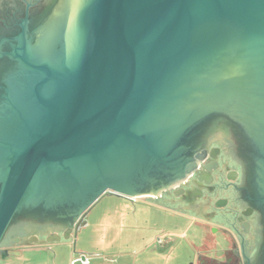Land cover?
Returning a JSON list of instances; mask_svg holds the SVG:
<instances>
[{"label": "water", "instance_id": "water-1", "mask_svg": "<svg viewBox=\"0 0 264 264\" xmlns=\"http://www.w3.org/2000/svg\"><path fill=\"white\" fill-rule=\"evenodd\" d=\"M26 29L0 39V244L22 214L76 223L185 181L218 116L246 133L264 217V0H58Z\"/></svg>", "mask_w": 264, "mask_h": 264}, {"label": "flooded vegetation", "instance_id": "flooded-vegetation-1", "mask_svg": "<svg viewBox=\"0 0 264 264\" xmlns=\"http://www.w3.org/2000/svg\"><path fill=\"white\" fill-rule=\"evenodd\" d=\"M57 1L0 0V39L18 36L24 25L27 32L34 35ZM200 140L195 143L193 155L207 152V158L199 164L198 170L178 185L163 189L159 196H144L145 200L141 201L206 219L207 222L203 224L209 231L212 226H218L220 230L226 226L223 233L229 247L224 251L223 260L205 256L199 258L197 264H262L259 255L264 241V217L254 203L253 160L249 155L251 147L246 133L228 116H218L209 121ZM206 167L212 169L210 175H207ZM105 196L117 195L106 193L101 198ZM219 201L225 203L224 208H216ZM97 203L84 212L76 223H58L38 215L22 214L11 223L0 244V251L5 257L11 251L29 248L34 238H45L48 242L54 235L63 238L67 234L69 239L76 238L88 224L89 215ZM86 214L82 222L84 227L76 235V227ZM210 236L212 238L204 245L207 246V253L217 247L215 236Z\"/></svg>", "mask_w": 264, "mask_h": 264}, {"label": "rangeland", "instance_id": "rangeland-1", "mask_svg": "<svg viewBox=\"0 0 264 264\" xmlns=\"http://www.w3.org/2000/svg\"><path fill=\"white\" fill-rule=\"evenodd\" d=\"M141 200L105 196L72 242L49 244V254L17 251L19 256L6 261L1 257L0 264H197L208 234L217 241L210 256L223 260L229 247L226 227L209 231L205 220ZM170 238V252L161 253L160 241Z\"/></svg>", "mask_w": 264, "mask_h": 264}, {"label": "crops", "instance_id": "crops-1", "mask_svg": "<svg viewBox=\"0 0 264 264\" xmlns=\"http://www.w3.org/2000/svg\"><path fill=\"white\" fill-rule=\"evenodd\" d=\"M163 209H168V208H165V207H162ZM208 229V228H207ZM212 237L210 236V234H208L206 237H205V239H204V243H207L208 242V240L209 239H211ZM166 240V239H165ZM146 241V240H145ZM173 241H174V239L173 238H170L169 240H166V241H160V244H162V246L160 245V247L159 248H161L160 249V251H161V253H164V254H166V253H169L170 251V248H171V246H172V243H173ZM49 244H43V245H32V246H30L29 248H25V249H23V250H19L18 252H22L21 253V255H24L25 253H28V252H32V251H39L40 252V254L42 253V254H44V253H47V254H49V251H51L50 249H49ZM165 248V249H164ZM203 248V247H202ZM167 249V250H166ZM169 251V252H168ZM18 252H13V251H11V252H9V255L8 256H5L4 258H3V260H9L10 258L12 259V258H14V257H17V256H19L18 255ZM202 252H206L205 254H203ZM205 256H210V253H207V246H205L204 247V250L202 249V251H201V253H200V256H199V258H202V257H205ZM2 257V256H1ZM0 257V258H1ZM198 258V259H199ZM12 262V261H11Z\"/></svg>", "mask_w": 264, "mask_h": 264}]
</instances>
